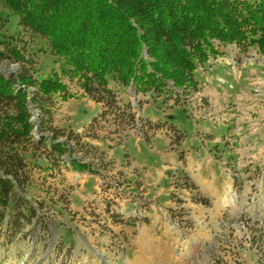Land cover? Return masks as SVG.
<instances>
[{
  "label": "rangeland",
  "instance_id": "obj_1",
  "mask_svg": "<svg viewBox=\"0 0 264 264\" xmlns=\"http://www.w3.org/2000/svg\"><path fill=\"white\" fill-rule=\"evenodd\" d=\"M4 12L8 20L4 28L0 27V39L19 30L18 16L9 8ZM26 39L30 41L28 36ZM28 46L41 76L61 71L63 62L38 49V39ZM221 49L223 52L210 55L206 64L199 65L197 85L182 90V97H174V92L165 98L151 91L137 93L133 87L112 81L117 103L102 107L84 94L76 79L64 76L71 96L56 98L54 124L65 132L80 134V141L68 143L74 150L60 158L50 152L49 161L39 159L29 196L56 203L47 205L48 232L37 230L9 246H0V264H264V139L257 137L244 144L242 134L227 130V124L217 126L226 123L225 116H229L221 112L231 114L239 99L248 105V133L264 126L259 113L264 111V52L256 46L243 52L235 44H225ZM0 68L9 74L18 70L19 63L2 64ZM235 91L239 94L228 95ZM248 95L253 100L262 99L259 111L250 109L253 100L247 99ZM154 98H158L157 105ZM219 102L224 107H219ZM130 110L136 115L133 125L123 122ZM144 116L160 119L153 125ZM93 118L96 120L89 128ZM205 119L212 123L203 122ZM144 125L155 127L159 139L169 137L171 142L161 144L150 136L153 140L147 147L142 142L140 151L134 138L136 132L144 131ZM218 140L250 146L253 155L244 156L239 165L236 154L231 156L233 162L226 152L212 154L217 160L212 166L224 168L213 170L216 176L211 186L216 195L205 182L201 189L193 185L199 178L209 180L208 170L168 168L154 174L147 170L162 167L171 151L203 155L216 148ZM156 146L162 151L161 159L154 156ZM70 155L92 169L73 170ZM134 157L137 161L149 159L148 168L136 166ZM158 172L162 176L166 173L170 185L160 198L156 194L159 196L166 180L158 185ZM119 189L122 193L114 199ZM230 191L234 197L222 204ZM156 200L171 204L165 208L161 224L146 215L147 207Z\"/></svg>",
  "mask_w": 264,
  "mask_h": 264
},
{
  "label": "trees",
  "instance_id": "obj_2",
  "mask_svg": "<svg viewBox=\"0 0 264 264\" xmlns=\"http://www.w3.org/2000/svg\"><path fill=\"white\" fill-rule=\"evenodd\" d=\"M6 8L18 16L19 30L0 39V65L15 62L19 68L9 74L0 68L3 247L37 230L48 232L47 207L56 203L29 196L33 170L39 159L49 161L50 152L59 158L72 152L67 144L81 138L54 124L56 98L71 96L64 76L76 79L102 107L114 106L112 81L165 98L174 88L195 87L199 65L223 52L225 44L264 52V0H0L2 28ZM37 39L38 49L63 62L60 72L39 74L28 53L29 43ZM123 119L133 125L136 115L130 110ZM69 158L73 170L92 169Z\"/></svg>",
  "mask_w": 264,
  "mask_h": 264
},
{
  "label": "crops",
  "instance_id": "obj_3",
  "mask_svg": "<svg viewBox=\"0 0 264 264\" xmlns=\"http://www.w3.org/2000/svg\"><path fill=\"white\" fill-rule=\"evenodd\" d=\"M213 88H214L215 91L219 92L217 86H215ZM229 93L230 94H228V95L231 97L235 93L237 94L238 92L235 91V92H229ZM238 97H240V96H238ZM248 97H250L251 100H253V96L252 95H248L246 98L249 99ZM157 100H158V98L157 99L154 98V101H155L154 103L156 105L158 103ZM240 100L242 101V99H239V103L237 101L235 102V104H234L235 106H234L233 111H232L231 114H228V112L224 113V111L221 112L222 114H227L229 116H225L224 115L225 118H226V121H225L226 123L221 124V125H217V126H223V125L227 124L225 126V128L227 130H228V128H230V129L232 128L233 130H236V132H237L236 134H238V136L241 135V134L243 135V136H240V138H241L242 141H244V144H246V142H248L247 144H250L251 141L254 138H257V137H259V139H261V138L264 139V134H263L264 126L263 125H261L260 127H257V128H252L253 130H251V132L248 133L249 128L246 126L247 125L246 119H248V117H249L248 116L249 113L246 112V111H248V105H243V103ZM216 101H218L217 98H216ZM261 102H262V99L253 100L251 102L253 107H250V109L254 110L255 112H256L257 109L259 111L260 110L259 106H260ZM162 103H165V102L162 101ZM167 104H169L170 106L175 105V104H173L171 102H169V103L167 102ZM237 104H238V106H237ZM219 107H224L223 104H221V102H219ZM218 110H219V108H218ZM243 111L245 113H243ZM263 112H264L263 110L259 111L260 118L264 119V115L262 114ZM144 118H149V117L144 116ZM155 119L159 120L160 118H158L157 116H154L153 118H151V117L149 118L150 121H154L152 123H155V121H156ZM204 121H208V122L212 123L210 119H205V120H203V122ZM169 123H171V122H169ZM172 125H173V123H172ZM157 131H158V129H155V127L154 128H149V127L145 126L143 132H140V133L136 132L137 135H136V138H134V141L137 143L140 151L143 150L142 147H141L142 142H144L146 144V147L148 146L147 144H149L153 139L160 141L161 144L165 143V142H167V143L171 142L169 137H167L164 140L163 139H159ZM179 131H181V129ZM145 132H146V134H145ZM150 136H153V139H152V137L148 138ZM160 137H162V136L160 135ZM242 137H244V138H242ZM208 141H210V140H208ZM193 142L191 144H193ZM211 142L212 141H210V143ZM215 142H217L216 144H214L216 148L208 151L207 153H205L203 155L198 154V153L194 154L192 152H185L184 155H181V154L177 153L176 150L171 151V152L167 153V158H164L165 163H162V167L160 165H155L154 167H152L150 169L146 165V164H148V160L149 159L146 158V159H144L142 161H137V159L134 157L135 162H136L135 165L136 166L137 165H141L144 170H146V167H147L148 168L147 170H152L153 171L152 174H154V172H156V170H168V168L169 169L176 168V170H185V171L186 170H200V171L204 170V172H205V170H208V171H210L209 180H203V179L199 178V182L197 181V182H195V184H196V186L198 188L201 189L202 186H204L203 182H205V184H207L210 187L211 192L214 195H216V192H217L216 189L213 186H211V184L215 181V176H216L215 171H213V170H224V168H221L219 165H218V167H214L216 164L213 161H217V160L216 159L214 160V157L212 156V154L213 153L214 154L215 153L218 154V151H220V153H222V152L225 153L226 152L228 154V157H230L229 159H231V162H233V158H231V156H234L236 154V155H238L237 161H239V165H240L241 159H243L244 156L253 155V153L251 152V154H250V146H246V145H242L241 146L240 145V147H238V146H235V144L233 146V144H229L228 142H224V141L220 142L219 140L215 141ZM154 149H155L154 156H156V158L158 156L159 159H161L162 158V153H161L162 151L160 150V146H156ZM183 149L184 148H181L180 151L181 150L184 151ZM212 165H214V166H212ZM157 174H158L159 180L157 179L158 182H157V180H155L154 183L157 182V184L160 185L161 182H162L161 180L163 178L166 180V182H164V183L162 182L163 186L160 187V191L158 193L159 196L156 194V196L160 198L162 196V193H163V195L165 194V192H163V191H165L167 188H169L170 185L168 184L167 178L164 177V176L167 177L166 173L163 176L159 175L160 174L159 172ZM152 177H153V175H152ZM164 184L167 185V187ZM121 193L122 192H120V189L116 190L115 191V195H114V199L116 197H119V195ZM164 198H165V196H164ZM170 205L171 204H170L169 200L165 201V202H162V201L160 202V200H156L154 203L151 204L150 207L149 206L147 207L146 215L152 216L153 219H154V223L161 224L163 222L162 215L166 211L165 208L166 207L167 208L170 207ZM141 215H142V213H141ZM146 215L144 214L143 216H146ZM143 224H145V223L143 222Z\"/></svg>",
  "mask_w": 264,
  "mask_h": 264
},
{
  "label": "bare ground",
  "instance_id": "obj_4",
  "mask_svg": "<svg viewBox=\"0 0 264 264\" xmlns=\"http://www.w3.org/2000/svg\"><path fill=\"white\" fill-rule=\"evenodd\" d=\"M234 197V193H231V191L223 198L222 204L227 202L228 200L232 199Z\"/></svg>",
  "mask_w": 264,
  "mask_h": 264
},
{
  "label": "built area",
  "instance_id": "obj_5",
  "mask_svg": "<svg viewBox=\"0 0 264 264\" xmlns=\"http://www.w3.org/2000/svg\"><path fill=\"white\" fill-rule=\"evenodd\" d=\"M257 91H258V90L256 89V93H257ZM174 94H175V96H178V95H179L180 97H182V95H183V91H182L181 89H180V90H179V89H176V91H175ZM190 111H191V109H190ZM191 112H192V111H191ZM139 129H140V128H139ZM132 199H134V197H132ZM134 202H135V201H134ZM136 205H137V203H136Z\"/></svg>",
  "mask_w": 264,
  "mask_h": 264
},
{
  "label": "water",
  "instance_id": "obj_6",
  "mask_svg": "<svg viewBox=\"0 0 264 264\" xmlns=\"http://www.w3.org/2000/svg\"><path fill=\"white\" fill-rule=\"evenodd\" d=\"M101 255V254H100ZM102 256V255H101Z\"/></svg>",
  "mask_w": 264,
  "mask_h": 264
}]
</instances>
